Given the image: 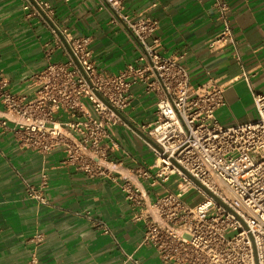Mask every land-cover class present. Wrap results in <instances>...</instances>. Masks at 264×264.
Segmentation results:
<instances>
[{
	"label": "built area",
	"instance_id": "2783aa9c",
	"mask_svg": "<svg viewBox=\"0 0 264 264\" xmlns=\"http://www.w3.org/2000/svg\"><path fill=\"white\" fill-rule=\"evenodd\" d=\"M101 6L140 46L134 62L116 74L99 71L88 36L51 27L53 48L63 60L52 61L53 48H48V62L34 77L39 88L30 99L9 91L0 77L5 114L0 125L14 132L23 149L47 154L61 148V165L89 178L109 175L108 155L117 145L114 127L127 125L119 113L124 116L130 105L131 87L141 84L142 92L155 96L154 119L136 128L159 150L146 142L154 161L137 176L149 187L160 184L163 192L145 214L133 217L145 223L139 245L152 247L162 264H264V91L251 90L254 119L222 125L215 112L225 104L223 89L213 79L192 86L184 66L147 43L156 20L125 13L122 0H101ZM214 8L222 29L209 41L212 49L232 41L228 2L214 0ZM24 9L47 21L52 12L44 0H25ZM143 191L138 183L127 198L142 206ZM189 193L200 199H185ZM26 194L46 202L33 187ZM28 264H38L35 251Z\"/></svg>",
	"mask_w": 264,
	"mask_h": 264
},
{
	"label": "crops",
	"instance_id": "0c3cea01",
	"mask_svg": "<svg viewBox=\"0 0 264 264\" xmlns=\"http://www.w3.org/2000/svg\"><path fill=\"white\" fill-rule=\"evenodd\" d=\"M44 1L52 11L48 21L24 9L25 0H0V77L9 91L27 99L35 95L34 77L53 48L51 27L88 36L95 66L104 73H118L139 55L140 46L121 23L111 21V10L101 0ZM226 1L232 41L216 49L208 46L222 29L214 0H122V5L125 13L157 21L147 43L184 66L192 86L213 79L223 89L225 104L215 116L229 126L254 119L251 90L264 91V0ZM50 59L63 57L53 48ZM131 92L124 111L131 125L114 127L117 145L108 155L109 175L89 178L61 165V148L47 154L23 149L14 132L0 125V264H28L34 251L38 264H162L152 247L139 245L145 223L133 218L145 214L159 194L155 188L162 189L137 176L155 157L135 134L137 125L154 119L155 96L142 92L141 84ZM4 115L0 102V119ZM138 183L144 190L142 206L127 198ZM28 186L46 202L28 197Z\"/></svg>",
	"mask_w": 264,
	"mask_h": 264
},
{
	"label": "rangeland",
	"instance_id": "374dc122",
	"mask_svg": "<svg viewBox=\"0 0 264 264\" xmlns=\"http://www.w3.org/2000/svg\"><path fill=\"white\" fill-rule=\"evenodd\" d=\"M172 187L174 188L175 185H172ZM155 190L159 191V194L163 192L162 189L160 188H155ZM184 197L185 199L190 200V201H198L200 199V196L196 193H189V194H186Z\"/></svg>",
	"mask_w": 264,
	"mask_h": 264
},
{
	"label": "water",
	"instance_id": "95a60500",
	"mask_svg": "<svg viewBox=\"0 0 264 264\" xmlns=\"http://www.w3.org/2000/svg\"><path fill=\"white\" fill-rule=\"evenodd\" d=\"M119 115L128 123V124H130L131 125V123H129L126 119H125V117L122 115V114H120L119 113ZM135 130L140 134V135H142V137L146 140V141H148L151 145H153L156 149H158L159 150V148L150 140V139H148L141 131H139L138 129H136L135 128Z\"/></svg>",
	"mask_w": 264,
	"mask_h": 264
}]
</instances>
